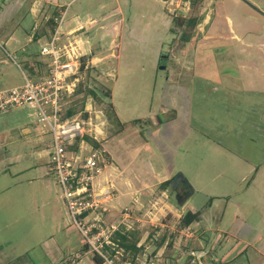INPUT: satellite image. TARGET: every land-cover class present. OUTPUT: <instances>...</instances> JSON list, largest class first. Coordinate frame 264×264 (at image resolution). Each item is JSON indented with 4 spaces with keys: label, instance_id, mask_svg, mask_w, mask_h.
Listing matches in <instances>:
<instances>
[{
    "label": "rangeland",
    "instance_id": "374dc122",
    "mask_svg": "<svg viewBox=\"0 0 264 264\" xmlns=\"http://www.w3.org/2000/svg\"><path fill=\"white\" fill-rule=\"evenodd\" d=\"M193 16V30L173 21ZM59 23L56 45L71 41L85 60L68 105L102 111L98 150L103 171L123 170L120 193L131 168L181 173L192 190L178 199L154 178L134 201L106 200L108 212L87 219L138 231L142 249L172 264L192 251L205 264H264V0H0V90L46 75L40 50ZM34 113L0 110V264H96L50 171V129ZM187 211L201 217L185 242L176 230Z\"/></svg>",
    "mask_w": 264,
    "mask_h": 264
},
{
    "label": "built area",
    "instance_id": "2783aa9c",
    "mask_svg": "<svg viewBox=\"0 0 264 264\" xmlns=\"http://www.w3.org/2000/svg\"><path fill=\"white\" fill-rule=\"evenodd\" d=\"M59 28L60 23L49 43L43 45L40 50L41 55L47 57L46 75L36 81L25 77L21 86L0 90V110L28 105L34 109L37 122L50 129V171L62 187L66 205L77 229L86 239L89 248L103 259V264H172L164 259V251L159 250L142 249L131 259L128 253L111 239L117 226L104 228L100 218L87 219L96 211L108 212V206L104 205V202L111 197L108 191L104 192L103 197L100 196L101 193H95V180L102 174L106 162L98 148L87 140L88 137L100 143L104 138V123L99 117V114L102 116L103 113L100 110L98 114L94 111V115L100 119L98 124L93 122L94 115L92 116L90 111L88 115L78 110L69 115L71 106L68 102L77 91L76 75L82 65L81 58L84 53H78L77 45L71 41L69 45L57 46L56 42L60 41ZM70 32V35L73 34ZM176 231L181 241L188 242L193 237L191 224L178 227ZM140 246L138 243L137 247ZM191 255L193 259L187 264H205L203 258L207 254L204 251L197 254L192 251ZM208 263L211 264V261Z\"/></svg>",
    "mask_w": 264,
    "mask_h": 264
},
{
    "label": "trees",
    "instance_id": "16d2710c",
    "mask_svg": "<svg viewBox=\"0 0 264 264\" xmlns=\"http://www.w3.org/2000/svg\"><path fill=\"white\" fill-rule=\"evenodd\" d=\"M198 17L193 16V17H189L188 19H180L178 18H173V21L177 24L182 26L183 24H186L187 29L193 30L196 25L198 24ZM190 33H183V38L185 40V42H188L190 40ZM84 64H85V60L84 57L82 58V65H81V70L84 68ZM88 94L90 96H92L93 98L97 99V93L94 89H88ZM104 96H108V93H106V95ZM110 110V109H108ZM77 109H75L73 106L70 107L69 110V115H72L74 112H76ZM111 113H113V116H116L114 114V110L112 111H107V115L108 117L111 116ZM136 122V121H135ZM125 127V124L123 125V128ZM87 140L95 147V148H99V145L96 141L90 139L87 137ZM170 184V180H165L162 183H160V187L161 189L164 191L169 187ZM191 188V187H190ZM201 217V212L197 211V212H190L187 211L185 213H183L180 217L179 220V226L183 227L189 224H192L193 222H197ZM112 241L117 243L118 247L123 249L125 253H128V256L131 259H134L135 256L140 253L142 251V247H137V244L139 242V234L138 231L136 230H128L125 229L123 226L117 228V230H115L112 233V237H111ZM164 242V237H162L160 239L159 242V246ZM93 261L96 264H103V259L96 253L93 254ZM219 264V263H218Z\"/></svg>",
    "mask_w": 264,
    "mask_h": 264
},
{
    "label": "crops",
    "instance_id": "0c3cea01",
    "mask_svg": "<svg viewBox=\"0 0 264 264\" xmlns=\"http://www.w3.org/2000/svg\"><path fill=\"white\" fill-rule=\"evenodd\" d=\"M227 23L229 21V19L227 18L226 19ZM92 21H90L89 23L91 24ZM84 25H87V24H84ZM78 26H83V24L79 23ZM197 26V25H196ZM196 28V27H195ZM211 32H208V35L210 34ZM203 36V39L206 40L205 38H210V36ZM46 65V64H45ZM115 113V111H114ZM117 116V115H116ZM173 116H170V118H172ZM103 152H107L105 149L102 150ZM132 161L130 159L127 160V164L130 166V163ZM108 167H105L104 170H106ZM257 171V169H256ZM121 172L123 173V170H121ZM121 172L118 171V169L116 167H113L111 169L110 172H106V171H103V178H100V180L97 181V184H94V187L95 188V193L96 194H100V192H97L99 191L101 188L100 185H104L106 183L105 186H102L103 188H105V190H103L104 192L105 191H108L110 192H114V196L110 197V199L107 200V204L111 206V203L115 200H117L119 198V196H122L124 197L123 195L124 194H133V198H132V201H134V196L135 194H137L139 191H141L143 188H145V186H148V182L151 181V179H154V178H162L165 180H168L167 177L163 174H159L160 172H155V175H153L152 173L150 172H147L146 170H140L139 172H135L134 173V169L131 168V178H128L127 181H126V190L123 191V193H120V191L117 189V187L115 186V181L117 178H120L122 177L121 175ZM158 176V177H157ZM100 186V187H99ZM149 187V186H148ZM97 189V190H96ZM144 190V189H143ZM152 192H154V190H152ZM98 196V195H97ZM111 208H113V205L111 206ZM121 208H124V207H121ZM126 214H123V216L125 217ZM92 216H93V213H92ZM95 217V216H94ZM123 217V218H124ZM221 216L217 215L216 218H214L213 220L214 221H219ZM97 218H99L97 216Z\"/></svg>",
    "mask_w": 264,
    "mask_h": 264
},
{
    "label": "water",
    "instance_id": "95a60500",
    "mask_svg": "<svg viewBox=\"0 0 264 264\" xmlns=\"http://www.w3.org/2000/svg\"><path fill=\"white\" fill-rule=\"evenodd\" d=\"M162 57H161V60H162ZM160 66L162 68H165V65H160ZM179 183H183L185 185L190 186L187 179H185V177L181 173H178L173 179L170 180V184H169L170 189L172 191H174ZM191 193H192V190L189 191V193L187 194V197H189L191 195ZM178 203H180V202H178Z\"/></svg>",
    "mask_w": 264,
    "mask_h": 264
},
{
    "label": "flooded vegetation",
    "instance_id": "af4514ba",
    "mask_svg": "<svg viewBox=\"0 0 264 264\" xmlns=\"http://www.w3.org/2000/svg\"><path fill=\"white\" fill-rule=\"evenodd\" d=\"M191 190L190 186L185 185L183 183H179L178 186L174 190V195L179 199H183L187 197V194Z\"/></svg>",
    "mask_w": 264,
    "mask_h": 264
}]
</instances>
